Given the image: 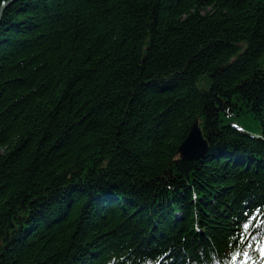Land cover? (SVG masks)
I'll return each mask as SVG.
<instances>
[{
  "label": "trees",
  "instance_id": "obj_1",
  "mask_svg": "<svg viewBox=\"0 0 264 264\" xmlns=\"http://www.w3.org/2000/svg\"><path fill=\"white\" fill-rule=\"evenodd\" d=\"M263 56L264 0L9 4L0 264H230L250 252L242 224L264 216ZM196 120L209 151L181 161Z\"/></svg>",
  "mask_w": 264,
  "mask_h": 264
},
{
  "label": "water",
  "instance_id": "obj_2",
  "mask_svg": "<svg viewBox=\"0 0 264 264\" xmlns=\"http://www.w3.org/2000/svg\"><path fill=\"white\" fill-rule=\"evenodd\" d=\"M16 0L3 1L2 7H0V19L4 8L15 2ZM5 2V3H4ZM208 152V145L206 140L203 138L201 129L198 126V121L196 120L189 130L186 138L180 144L177 149V155L182 161H192L199 160L203 158Z\"/></svg>",
  "mask_w": 264,
  "mask_h": 264
},
{
  "label": "snow or ice",
  "instance_id": "obj_3",
  "mask_svg": "<svg viewBox=\"0 0 264 264\" xmlns=\"http://www.w3.org/2000/svg\"><path fill=\"white\" fill-rule=\"evenodd\" d=\"M245 228H247V225H245ZM249 247H251V246H249ZM257 251L260 253V255L262 257H264V243H261L257 246ZM236 255H239V253H237ZM244 255L248 259H252L249 252H245ZM233 259H235V256L233 257ZM253 264H255V260H253Z\"/></svg>",
  "mask_w": 264,
  "mask_h": 264
},
{
  "label": "rangeland",
  "instance_id": "obj_4",
  "mask_svg": "<svg viewBox=\"0 0 264 264\" xmlns=\"http://www.w3.org/2000/svg\"><path fill=\"white\" fill-rule=\"evenodd\" d=\"M5 2H6V1H5ZM5 2H4V3H5ZM2 5H4V4H2ZM2 5H1V7H2ZM7 6H8V5H7ZM7 6H6V7H7ZM6 7H5V8H6ZM260 67L264 69V56H263V58L260 60Z\"/></svg>",
  "mask_w": 264,
  "mask_h": 264
}]
</instances>
